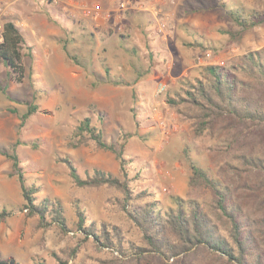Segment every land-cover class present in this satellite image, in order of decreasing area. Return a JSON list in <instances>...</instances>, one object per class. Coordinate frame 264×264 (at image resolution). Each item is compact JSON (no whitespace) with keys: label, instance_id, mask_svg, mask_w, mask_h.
<instances>
[{"label":"rangeland","instance_id":"1","mask_svg":"<svg viewBox=\"0 0 264 264\" xmlns=\"http://www.w3.org/2000/svg\"><path fill=\"white\" fill-rule=\"evenodd\" d=\"M141 1L149 4L154 0ZM159 1L163 7L155 15L141 11L136 22L126 24L122 17L112 28L111 25L107 29L96 28L95 31L110 34L99 43L90 38L91 32L87 29L75 33L76 38L71 37L72 33L66 35L70 52L75 54L78 48L79 55H75L80 65L91 71L89 80L74 84L76 93L60 80L59 55L50 54V59L35 69V58L25 39L23 82L14 81L9 69L0 64V85L8 95L0 91V151L17 154L26 184L40 188L35 193L37 202L45 197L60 201L69 230L63 233L54 223L38 228V216L25 215L21 210L23 198L19 183L15 175H10L13 173L11 160L0 154V210L14 212L0 220L1 257L12 256L21 264L39 261L56 264L53 254L65 260L67 253L77 248L76 256L67 264H235L226 256L205 249L169 257L134 255L130 244H143L141 232L116 203L115 198L121 193L105 186L79 188L71 181L67 166L55 160L56 153L70 155L82 177L91 175L95 168L119 175V163L112 152L93 145L73 148L67 144L73 125L90 116L106 141L125 140L123 154L128 160L127 174L135 192L148 188L155 192L154 199L165 207L174 206L172 195L196 199L226 234L227 223L210 209L212 194L205 188L189 186L191 171L183 154V148L187 147L199 166L211 176L230 183L252 216L264 214V174L247 173L238 162L241 154L264 157V132H249L245 125L224 116L198 134L195 108L182 103L178 112L167 102L169 95L182 88L183 80L200 75L202 65L239 66L246 53L264 48V25L245 31L237 42L230 41L222 32L232 27L239 30L229 18L227 8L244 6L264 11V1ZM222 2H226V7H222ZM51 3L57 4L54 0H0V32L5 19L14 16L13 12L25 14L32 8L42 12L48 9L55 22L64 19ZM60 7L70 12L74 6L69 10ZM164 17L166 26L159 30L157 19ZM198 41L203 42L205 50L196 43L191 44ZM91 61L96 66H88ZM107 68L111 77L127 84L103 81L102 87L100 83L93 88L91 80H105ZM233 72L239 78L248 79L239 69ZM26 102H34L39 108L18 130L19 118L11 110L24 112ZM17 138L27 142L36 140L39 147L14 146ZM76 202L85 209L87 223L104 221L121 229L126 255L90 236L85 239L76 228ZM7 240L10 242L4 243Z\"/></svg>","mask_w":264,"mask_h":264},{"label":"trees","instance_id":"2","mask_svg":"<svg viewBox=\"0 0 264 264\" xmlns=\"http://www.w3.org/2000/svg\"><path fill=\"white\" fill-rule=\"evenodd\" d=\"M221 5L226 7V2H222ZM226 11L232 22L239 28V30L234 27L222 30L230 41L237 42L245 31L264 25V11L255 8L247 9L244 6H233ZM45 12L51 18L50 11L46 9ZM0 35V64H4L9 69L10 77L14 81L21 83L25 77L22 51L24 37L12 20L2 24ZM59 42L67 62L80 65L78 57L71 53L67 46V38L60 39ZM195 43L201 50H205L203 42L191 44L196 45ZM234 69L241 70L248 79L239 78L233 72ZM105 71L104 81L114 85L127 84L123 80L118 81L111 77L108 68ZM102 82V79L96 78L91 81V86L95 88ZM182 84L179 91L167 97V102L178 112L181 111L182 103H188L195 108L198 134L203 133L214 121L224 116L245 125L249 132L251 130L264 132V48L246 53L243 63L239 66L204 64L201 66L199 76L183 80ZM0 91L7 94L6 88L1 85ZM38 108V104L26 102L24 112L11 110L19 118L18 130ZM20 144L29 145L32 149L39 147L36 140L27 142L17 138L14 146ZM67 144L73 148L93 145L115 155L119 163V175L95 168L91 175L82 177L70 155L56 153L55 160L67 166L69 177L75 186L89 189L105 186L121 193V196L115 198L116 203L130 216L141 232L143 244H130V251H133L134 255L169 257L181 253L189 255L195 250L205 249L220 253L235 264H264V214L258 217L252 216L237 197L230 183L211 176L206 169L199 166L191 158L187 147L183 148V154L191 171L189 186L193 189L205 188L212 194L210 209L218 213L219 217L227 223L226 234L196 199H184L172 195L171 200L174 206L165 207L154 199L155 192L148 188L135 192L127 174L128 160L123 154L125 140L106 141L99 128L92 123L90 116H84L73 125ZM0 154L11 160L13 173L10 175H15L19 183L23 198L21 210L25 211V215L27 217L37 215L38 228H45L50 223H54L63 233L68 232L67 220L60 201L45 197L37 202L35 193L40 188L35 184H26L17 154L8 151H0ZM238 162L247 173L256 171L264 174V157L256 154H241L238 156ZM13 213V210H0V220H5ZM75 213L76 228L85 235V239L90 236L100 244L118 250L119 253L124 255L128 253L123 247V235L119 227L104 221L91 220L87 223L89 218L85 209L81 208L77 202ZM77 252L78 249L73 248L67 253L65 260L56 254L53 256L56 264H67ZM0 264L21 263L12 256H0ZM38 264L45 263L39 261Z\"/></svg>","mask_w":264,"mask_h":264},{"label":"crops","instance_id":"3","mask_svg":"<svg viewBox=\"0 0 264 264\" xmlns=\"http://www.w3.org/2000/svg\"><path fill=\"white\" fill-rule=\"evenodd\" d=\"M57 1V4L51 3V5L53 8L57 9L60 12V16L64 17V19L59 18L60 20H58L57 22L50 18L45 12L33 8L27 11V13L25 14L13 12L14 16H12L11 18L8 17L7 19H5V21L12 20L15 25L19 27L25 39V42H28V44L26 45L31 48L32 57L35 58V60L33 61V67L35 69H38L41 63L45 64L44 60L50 59V54L55 53L59 55L62 60L60 80L63 83L67 84L68 87H71L73 93H76L74 84L81 80L85 82L89 80L91 77V71L89 69L83 68L81 65L67 62V60L65 59V54L61 49V44L59 42L60 39L66 38V35L69 33H72V38H76L74 37L75 33H81L82 31L87 29L89 32H91L90 38L94 37L96 42L99 43L102 38H108L110 34H106V32L99 30L95 31L96 28L100 27L101 29H105L106 27L108 28L109 25H111L110 27L112 28V25L119 21L122 17L126 24H129L130 21L136 22V17L138 14H140L141 11H149L153 15H155L156 12L160 11L163 7L161 1L159 0H154L149 4H144L141 0ZM124 1H128L130 3V6L125 10H121L119 9L118 4ZM79 4L81 6L84 5L91 8L93 5H98L100 9H94L92 11V14L89 16H73L69 12H64L60 7V5H68L69 7H73ZM75 44L76 43L74 41L73 46ZM69 46H72V44H70ZM75 47L76 46H74V48ZM76 49V51H79L78 48ZM50 50H52L51 53ZM89 50L91 51L90 48ZM76 51L75 54L79 55V53ZM90 65L96 66L95 61H91L88 66ZM102 80L104 81V79ZM103 84L105 83L102 82L100 86L102 87ZM8 233L9 232H7V235ZM4 236L5 239H8L6 237V234H4ZM5 242L8 243L10 241L7 240L4 241V243Z\"/></svg>","mask_w":264,"mask_h":264},{"label":"built area","instance_id":"4","mask_svg":"<svg viewBox=\"0 0 264 264\" xmlns=\"http://www.w3.org/2000/svg\"><path fill=\"white\" fill-rule=\"evenodd\" d=\"M54 2L58 3L57 0H54ZM130 6V3L128 1H124L118 4L119 9L121 10H125ZM64 10H69V6L68 5H64L63 6ZM94 9L99 10L100 7L98 5H93L92 8L91 7H87L84 5H77L74 6L69 13H71V15L73 16H89L92 14V11ZM166 17L162 18V19H157V25H158V29L162 30L165 26H166ZM0 39H1V35H0Z\"/></svg>","mask_w":264,"mask_h":264}]
</instances>
